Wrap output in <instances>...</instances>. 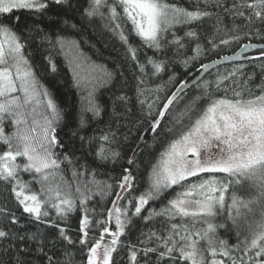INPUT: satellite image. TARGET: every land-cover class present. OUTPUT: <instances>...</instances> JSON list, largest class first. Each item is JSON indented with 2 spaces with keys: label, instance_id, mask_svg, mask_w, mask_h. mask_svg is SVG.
<instances>
[{
  "label": "snow or ice",
  "instance_id": "snow-or-ice-1",
  "mask_svg": "<svg viewBox=\"0 0 264 264\" xmlns=\"http://www.w3.org/2000/svg\"><path fill=\"white\" fill-rule=\"evenodd\" d=\"M189 2L0 0V264H264V45L244 44L237 57L260 55L211 80L174 70L190 73L240 33L264 40V0ZM97 21L133 62L131 84L71 38ZM140 49L152 51L142 63ZM59 55L88 88L76 116L37 71L46 61L55 72ZM99 87L109 104L96 102ZM97 195L112 198L104 220L89 216Z\"/></svg>",
  "mask_w": 264,
  "mask_h": 264
},
{
  "label": "trees",
  "instance_id": "trees-1",
  "mask_svg": "<svg viewBox=\"0 0 264 264\" xmlns=\"http://www.w3.org/2000/svg\"><path fill=\"white\" fill-rule=\"evenodd\" d=\"M169 3L178 4L180 6H183L185 8H191V4L189 0H169ZM202 6V5H201ZM178 35H183V32H178ZM241 36V39L239 43L233 42L228 46H221L219 51L217 53H213L211 55H208L206 58H201L199 62L195 63V67L191 69L190 73H186L184 68L182 66H176L174 69L177 73L178 81L179 80H185V79H191L194 77L199 69L200 64L208 63L210 61L216 60L218 58H221L226 55L233 54L240 50L244 44L248 43H256V44H262L264 43V40H261L256 37H244L243 33L239 34ZM71 38L77 40L80 42L81 49L84 53H86L88 56L91 57L92 61H94L96 64H102L106 65L109 69L117 67L121 72H123L124 77L129 81L131 84L133 82L132 78L135 74L134 64L130 59H127L125 57V49L121 46L120 42L113 38L111 36V33L107 32L103 26L102 22L97 21L93 24L87 25L85 31L82 35H73ZM228 38V37H225ZM86 42V43H85ZM133 45L139 48V44L137 41H132ZM92 45H95V48L92 47ZM145 53L148 56L152 55V51L148 49H140L137 52L138 57L140 58L141 63L143 62V58ZM195 55L194 52L188 51L179 59H183L185 57H191ZM260 52H255L252 57L259 56ZM53 61L56 64V71L52 72L50 68L46 67V61H40V67H38L37 71L40 76L41 83L45 88H47L54 96L56 103L61 108H67L69 111L73 113L74 116L78 115L83 111V108L87 106L89 95H88V88L87 87H77L76 83L73 80V73L69 70L70 66L67 63V60L65 59L64 55L54 56ZM261 63L260 60H256L255 64L259 65ZM237 64H248V61L243 63H237ZM237 64H231L227 66H223L220 68L215 69L214 71L210 72L203 80H211L214 79L215 74H226L227 72H230L233 67ZM245 71L251 73L253 71L259 72V68H253L252 65L249 64V66L245 69ZM87 72V66L85 67V70L81 72V75H86ZM164 79L166 80L167 77L165 76ZM203 80L201 82H203ZM259 80V77H257V81ZM156 83H163V81H156ZM175 87L170 86L169 91H174ZM96 102L99 104L107 105L110 103L111 99V92L104 88L99 87L98 91L96 92L95 96ZM88 117H91V113H86ZM74 126V125H73ZM96 127V124L93 123V128ZM102 127V125H101ZM6 132L11 131L10 127H6ZM67 131V129H65ZM151 144V142H149ZM2 150V148H0ZM155 146H151L150 148L146 149V152H148L150 155L144 156L145 162H147L148 159L151 158V155L155 154ZM145 165H142L141 168L143 169ZM106 170L100 169L99 174L97 175V180L100 181H107L108 183H114V180L109 179L108 175H104ZM112 177L118 176V172H112L110 173ZM27 175L24 176V179H27ZM139 189L142 191L145 187L144 184V176L142 175L140 177V183L138 185ZM131 195H139V192H133ZM112 198H107L106 201H101L100 196H94L92 201L89 203V208H95L96 212L95 214L89 213V216L91 219H100L104 220L106 216V209L111 207L110 200ZM150 207H154L156 209H159L161 207V203H155L150 204ZM103 212V214H101ZM80 213H76L72 216L71 219V227L73 229V232L70 233V235H73L75 238V230L79 226V218ZM110 230L114 228V222H110L107 225ZM99 229V226H94V230L90 232V236L97 235V230ZM138 233H133V239L135 235ZM123 239V238H122ZM232 242H235L234 239ZM76 251V250H74ZM86 252V250H85ZM76 259L79 261L81 259V254L79 251H76Z\"/></svg>",
  "mask_w": 264,
  "mask_h": 264
},
{
  "label": "water",
  "instance_id": "water-1",
  "mask_svg": "<svg viewBox=\"0 0 264 264\" xmlns=\"http://www.w3.org/2000/svg\"><path fill=\"white\" fill-rule=\"evenodd\" d=\"M248 44H250V45H264V43H262V44L248 43ZM241 50H242V48L240 50H238L237 52L233 53V54L223 56V57H233L232 60H224L221 57V58H218L216 60H213V61L216 62V65L215 66L212 65V62L213 61H210L208 63H205V64H208L209 65V68L208 69H202V68H200L199 71H198V73L194 77H192L191 80H194L195 78H198V77H202L204 79L210 72L214 71L217 68L223 67V66L246 62L247 59H245V57H252V55L255 52H259V49L257 47H250L248 49V51L246 53H244V56L243 57H237L236 54L239 53ZM190 87H191V85H190Z\"/></svg>",
  "mask_w": 264,
  "mask_h": 264
},
{
  "label": "rangeland",
  "instance_id": "rangeland-1",
  "mask_svg": "<svg viewBox=\"0 0 264 264\" xmlns=\"http://www.w3.org/2000/svg\"><path fill=\"white\" fill-rule=\"evenodd\" d=\"M112 230H115V226H114V228Z\"/></svg>",
  "mask_w": 264,
  "mask_h": 264
}]
</instances>
